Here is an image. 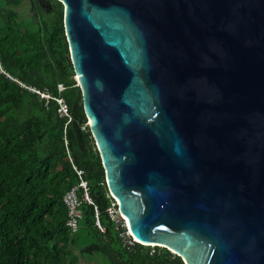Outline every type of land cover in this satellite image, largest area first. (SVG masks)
<instances>
[{
  "label": "water",
  "instance_id": "water-1",
  "mask_svg": "<svg viewBox=\"0 0 264 264\" xmlns=\"http://www.w3.org/2000/svg\"><path fill=\"white\" fill-rule=\"evenodd\" d=\"M59 1L132 236L184 264H264V0Z\"/></svg>",
  "mask_w": 264,
  "mask_h": 264
},
{
  "label": "trees",
  "instance_id": "trees-1",
  "mask_svg": "<svg viewBox=\"0 0 264 264\" xmlns=\"http://www.w3.org/2000/svg\"><path fill=\"white\" fill-rule=\"evenodd\" d=\"M75 76L64 4L0 0V264H91L95 256L98 264H184L131 240L109 212L118 207ZM55 98L66 99L70 123ZM78 171L93 203L84 202L73 232L65 197L81 184Z\"/></svg>",
  "mask_w": 264,
  "mask_h": 264
},
{
  "label": "built area",
  "instance_id": "built-area-1",
  "mask_svg": "<svg viewBox=\"0 0 264 264\" xmlns=\"http://www.w3.org/2000/svg\"><path fill=\"white\" fill-rule=\"evenodd\" d=\"M61 91L64 90V86H60ZM35 91L39 93V95L42 97V99H47L51 100L53 99V95H51L48 92H42V90L34 88ZM55 100L58 101L60 104V116L69 118V123L72 121V116H71V110L70 106L67 103L66 99L64 98H55ZM86 127H84L85 129ZM67 140V139H66ZM68 141V140H67ZM69 147V146H68ZM79 175L82 179V183L80 186H75L71 191H69L65 197V202L69 208V216H70V222L69 226L72 228L73 232L79 231L80 228V221L83 218V209L82 205L84 202H89L92 203V199L90 197V189L88 186V183L84 180V171H78ZM81 188H84V194L81 196ZM109 212L111 215H113V209L110 208ZM114 217V215H113ZM98 226L101 228L99 221H97ZM102 229V228H101Z\"/></svg>",
  "mask_w": 264,
  "mask_h": 264
},
{
  "label": "clouds",
  "instance_id": "clouds-1",
  "mask_svg": "<svg viewBox=\"0 0 264 264\" xmlns=\"http://www.w3.org/2000/svg\"><path fill=\"white\" fill-rule=\"evenodd\" d=\"M78 83V82H77ZM34 88H36V87H32V90L33 91H35L34 90ZM38 89V88H37ZM41 90V89H40ZM35 92H37V91H35ZM52 95V94H51ZM42 98V97H41ZM87 125H89V122H88V124ZM86 181V180H85ZM87 182V181H86ZM81 183H82V181H81ZM88 183V182H87ZM81 185V184H80ZM79 185V186H80ZM89 185V184H88ZM84 189V188H83ZM114 199V198H113ZM115 200V199H114ZM116 202V201H115ZM93 203V202H92ZM117 204V203H116ZM117 207H118V204H117ZM112 209H113V207H112ZM116 215L117 216H120V219H122L124 222H123V224H125V228H126V233H127V235L131 238V240H133V241H135V242H137V243H140L138 240H136L133 236H132V233H130L129 232V230H128V227H127V223H126V219H125V217H123L121 214H120V212H119V207H118V211H116ZM113 216V215H112ZM97 221H99V220H97ZM99 224H100V222H99ZM98 225V224H97ZM101 226V225H100ZM99 227V226H98ZM100 228V227H99ZM102 228V227H101ZM100 228V229H101ZM102 231H103V228L101 229ZM141 244V243H140Z\"/></svg>",
  "mask_w": 264,
  "mask_h": 264
},
{
  "label": "rangeland",
  "instance_id": "rangeland-1",
  "mask_svg": "<svg viewBox=\"0 0 264 264\" xmlns=\"http://www.w3.org/2000/svg\"><path fill=\"white\" fill-rule=\"evenodd\" d=\"M25 14H28V15H31L32 16V14L31 13H25ZM77 76H75V78H76ZM116 213V212H115ZM114 218H116V219H119V220H122V219H120V216H117V215H114ZM124 222V221H123ZM124 226H125V224H124ZM129 244H131V242H128ZM152 246L151 247H154V245L153 244H151ZM92 262H91V264H98V258L95 256V257H93V259L91 260Z\"/></svg>",
  "mask_w": 264,
  "mask_h": 264
},
{
  "label": "bare ground",
  "instance_id": "bare-ground-1",
  "mask_svg": "<svg viewBox=\"0 0 264 264\" xmlns=\"http://www.w3.org/2000/svg\"><path fill=\"white\" fill-rule=\"evenodd\" d=\"M79 78V81H80V77H78ZM153 245H156V244H153Z\"/></svg>",
  "mask_w": 264,
  "mask_h": 264
}]
</instances>
